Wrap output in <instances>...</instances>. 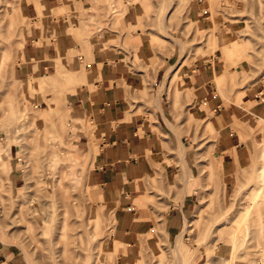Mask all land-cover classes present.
Wrapping results in <instances>:
<instances>
[{"label":"rangeland","instance_id":"1","mask_svg":"<svg viewBox=\"0 0 264 264\" xmlns=\"http://www.w3.org/2000/svg\"><path fill=\"white\" fill-rule=\"evenodd\" d=\"M206 1L210 14L204 27L194 20L195 16L191 18L195 0H154L155 4L152 0H93L95 11L100 10L97 17H87L79 0H61L53 16L64 15L74 4V18L66 14L67 31L82 49L68 50L67 68L58 51L53 62L55 71L36 73L39 65L48 63L40 64L27 56L24 30H31L33 20L28 17L24 0H0V236L8 237V242L23 252L3 244L2 251L17 253L14 258L20 264H264V165L260 149L264 142V0ZM34 2L38 20L49 14L42 0ZM136 2L142 9L133 10L138 23L135 26H141L139 20L152 23L156 36L143 34L145 46L139 48L143 50L141 55L134 51V62L155 70L160 59L146 58L149 44L153 51L173 55L177 64L181 63L176 72L170 66L166 78L175 85V93L189 95L192 91L180 87L184 85L179 81L184 66L209 56L215 70L211 81L219 98L226 105L242 107V115L252 114L251 126L241 115L233 118L231 129L239 132L243 141L253 140V145L252 157L225 169L215 157L221 129L208 127L212 107L206 103V110L188 114V125L195 123L199 135L189 152L195 150L193 164L199 167L204 188L193 189V176L186 168L188 183L183 190L176 188L178 176L170 178L167 189H154L159 198H148L154 209L151 220L141 225L139 238L126 250L124 235L117 229L121 206H108L104 199L97 198L95 191L100 189L87 184L92 163L89 155L75 147L74 129L82 121L70 115L68 102L86 71L84 49L102 34L97 30L102 22H110V29L117 32V38H124L122 44L127 47V10ZM183 24L184 32L180 33L177 26ZM78 53L85 60L72 70L71 57ZM29 64L32 70L27 77L23 73ZM248 88L261 89L260 112L253 110V102L251 107L242 104L243 96L250 93ZM139 93L145 95L142 89ZM199 121L202 123L196 124ZM11 145L13 155L9 153ZM193 192L196 199L184 223L168 231L164 214L170 204L186 201ZM171 193L175 197L170 198ZM176 243L182 247L180 262Z\"/></svg>","mask_w":264,"mask_h":264},{"label":"crops","instance_id":"2","mask_svg":"<svg viewBox=\"0 0 264 264\" xmlns=\"http://www.w3.org/2000/svg\"><path fill=\"white\" fill-rule=\"evenodd\" d=\"M42 1L49 7V16L43 15L38 20L34 0H24L28 17L33 20L31 34L30 31L26 30L27 33L24 30V37L27 38V56L35 61L38 59L40 64L48 63L46 66L39 65L36 73H41L42 70L46 73L47 69L54 72L53 62L58 51L61 52L60 60L63 65L70 66V60L66 56L68 50L82 49L80 44H74L72 33L67 31L66 14L73 16L74 4L69 5L64 15L57 13L53 16V10L60 7L61 0ZM79 1L83 2L82 8L86 10L87 17H97L100 13V10L98 13L95 11L97 6L93 0ZM152 3L155 4L154 0ZM125 4L128 5L127 2ZM137 8L142 9L140 2H136L135 7L133 3L129 4L127 10L130 15L127 47L122 44L124 38H117V32L110 29V22L106 25L102 22L101 27L97 26V30L103 32L89 49H84L87 54L86 71L68 102L70 115L82 121L79 128L74 129L75 147L89 155L92 163L87 184L100 189L95 191L97 198L104 199L108 206H121L120 211H117V229L118 233L124 235L122 240L126 250L129 243L139 238L138 229L141 225L151 220L154 209L148 198H159L154 189H167L166 184L170 178L178 176L176 188L183 190L188 183L186 168L191 170L193 189L204 188L205 183L198 175L199 167L193 164L197 156L195 150L192 154L189 152L195 144L194 138H199V135L195 131V123L188 125V114H198L202 108L206 110L207 107H203L206 103L212 107L208 127L221 129L219 150L216 151L215 157H218L225 169L234 168L237 163L252 157L250 147L253 145V140L247 138L243 141L239 132L231 129L234 126L233 118L241 116L244 109L226 105L217 95L216 84L211 81L215 70L214 66H211L209 56L205 55L199 58L197 63H187L184 66L179 79L184 85L180 87L192 91L189 95L184 91L175 93V85L170 84L166 78L169 67L176 72L181 63L177 64L173 55L153 51L152 44H149L146 58L152 59L155 56L160 59L155 70H148L144 68L143 63L134 62V51L141 55L143 50L139 48L145 46L143 34L156 36L152 23L139 20L141 26H135L138 23L133 10L136 11ZM208 14L210 11L207 1L195 0L191 18L196 17L194 20L206 27ZM183 28L184 24L177 26L180 33ZM111 35L115 36L110 37ZM84 60L85 57L80 53L73 55L70 69H78V63H83ZM25 69L23 74L28 77L31 74V65H27ZM141 89L145 91L144 96L139 93ZM248 90L250 93L243 96L242 104L251 107L253 102L256 104L253 110L260 112L261 108L258 106L261 89ZM241 118L246 125L251 126V113H245ZM201 123L202 121H199L196 124ZM12 146L9 149L10 155H13ZM6 165L8 169L11 168L10 164ZM173 197L175 195L171 193L170 198ZM194 199L196 192L184 202L178 200L176 205L170 204V209L164 214L168 231L182 226ZM109 210L110 207L105 213L109 214ZM94 218L99 221L98 215ZM148 226L151 227L152 224ZM116 242L119 243L118 240ZM2 244L16 247L19 252H23L20 247L9 243L8 237L6 239L0 236V245ZM3 247H0V257L4 259L2 264H20L21 261L14 258L17 253L8 249L2 251ZM202 259L203 257L197 262Z\"/></svg>","mask_w":264,"mask_h":264},{"label":"bare ground","instance_id":"3","mask_svg":"<svg viewBox=\"0 0 264 264\" xmlns=\"http://www.w3.org/2000/svg\"><path fill=\"white\" fill-rule=\"evenodd\" d=\"M214 36V35H213ZM212 38V37H211ZM260 149H261V162H262V164L264 165V142L263 143H261V146H260ZM1 157V156H0ZM186 172H187V170H185ZM185 172V173H186ZM186 179H187V177H186ZM261 190V189H260ZM260 192V191H259ZM257 194V193H256ZM257 197V196H256ZM256 200V199H255ZM255 203V202H254ZM256 211V210H255ZM246 215V214H245ZM257 217H258V223H262L261 222V218H260V213H259V211H257ZM241 220H242V217H241ZM241 220H240V223H241ZM239 223V224H240ZM244 224V221L242 222V225ZM241 225V227H243ZM245 226V225H244ZM260 226V225H259ZM261 227V226H260ZM237 228V227H236ZM238 229V228H237ZM240 229V228H239ZM242 229V228H241ZM260 229V228H259ZM243 231L245 230V229H242ZM246 231V230H245ZM244 231V232H245ZM261 232L259 231V234H260ZM262 234V233H261ZM236 235V234H235ZM242 236H244V233H243V235ZM259 236V235H258ZM178 238H179V235L177 236ZM245 237V236H244ZM235 238V237H234ZM236 240H238L237 238H236ZM241 241H243L242 239H241ZM175 242H178V240H176ZM239 243V242H238ZM236 245V244H235ZM175 247H176V253H177V258H178V260H179V262H180V260L182 259V255H183V252H182V247H181V245H179V244H175L174 245ZM181 248V249H180ZM179 264V263H178ZM233 264V263H232Z\"/></svg>","mask_w":264,"mask_h":264}]
</instances>
